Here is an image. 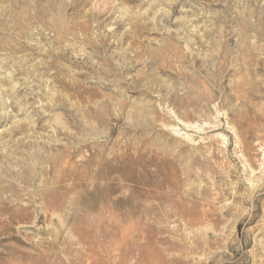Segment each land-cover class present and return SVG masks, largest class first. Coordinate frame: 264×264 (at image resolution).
Instances as JSON below:
<instances>
[{"label":"rangeland","instance_id":"1","mask_svg":"<svg viewBox=\"0 0 264 264\" xmlns=\"http://www.w3.org/2000/svg\"><path fill=\"white\" fill-rule=\"evenodd\" d=\"M0 264H264V0H0Z\"/></svg>","mask_w":264,"mask_h":264},{"label":"bare ground","instance_id":"2","mask_svg":"<svg viewBox=\"0 0 264 264\" xmlns=\"http://www.w3.org/2000/svg\"><path fill=\"white\" fill-rule=\"evenodd\" d=\"M261 189V188H260ZM254 220V216L252 217V219H251V221H253Z\"/></svg>","mask_w":264,"mask_h":264}]
</instances>
